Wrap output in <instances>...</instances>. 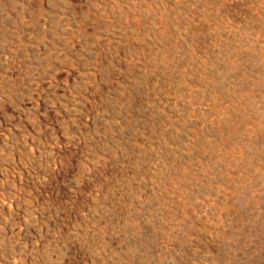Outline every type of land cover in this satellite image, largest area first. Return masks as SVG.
Listing matches in <instances>:
<instances>
[{"label": "rangeland", "instance_id": "1", "mask_svg": "<svg viewBox=\"0 0 264 264\" xmlns=\"http://www.w3.org/2000/svg\"><path fill=\"white\" fill-rule=\"evenodd\" d=\"M0 264H264V0H0Z\"/></svg>", "mask_w": 264, "mask_h": 264}]
</instances>
